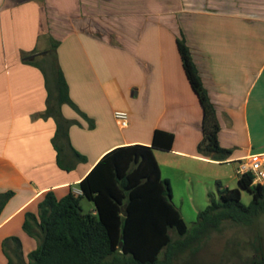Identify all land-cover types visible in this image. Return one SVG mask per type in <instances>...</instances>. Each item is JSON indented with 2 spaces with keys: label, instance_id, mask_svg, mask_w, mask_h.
<instances>
[{
  "label": "crops",
  "instance_id": "0c3cea01",
  "mask_svg": "<svg viewBox=\"0 0 264 264\" xmlns=\"http://www.w3.org/2000/svg\"><path fill=\"white\" fill-rule=\"evenodd\" d=\"M120 20L144 23L141 41L165 28L175 43L183 40L215 110L219 145L230 151L227 159L198 152L201 106L179 53H163L160 32V53L102 52L105 37L119 38L114 25ZM52 42L59 44L57 62L71 100L93 122L88 128L66 104L61 106L63 118L79 122L69 126V142L86 159L69 170L57 165L51 141L56 123L44 117L56 96L44 72ZM122 63L128 68L126 89H132L140 115L160 107L155 122L130 113V126L120 128L113 103L105 109L104 86L114 89L111 77L118 80ZM115 126L126 131L114 134ZM155 129L174 135L171 150L153 154L182 218L175 183L181 186V201L197 215L193 181L208 204L210 193L238 180L236 170L248 155L264 153V0H0V194L13 193L0 211V264H7L2 249L7 238L16 237L23 246L25 215L37 216L46 193L57 199L69 192L81 195L79 182L104 154L120 146L150 145ZM62 160L72 162L68 149Z\"/></svg>",
  "mask_w": 264,
  "mask_h": 264
},
{
  "label": "trees",
  "instance_id": "16d2710c",
  "mask_svg": "<svg viewBox=\"0 0 264 264\" xmlns=\"http://www.w3.org/2000/svg\"><path fill=\"white\" fill-rule=\"evenodd\" d=\"M56 47L57 43L52 42L45 53L48 66L44 72L49 84L52 81L54 85L56 105H50L44 117H52L56 123L51 141L57 165L69 170L86 159L71 147L70 124L60 111L63 104L72 103L57 62ZM176 48L202 110L198 152L223 161L230 151L219 145L215 110L191 52L180 39L176 40ZM173 141L172 133L155 129L150 145L120 146L104 154L79 182L81 195L69 192L57 199L53 193H46L38 205L37 216L26 213L22 224L23 231L37 240L36 249L25 261L19 239L7 238L2 244L7 264H175L185 253L197 252L213 233L222 231L223 224L251 227L264 214V184H253L252 175L244 174L238 177V188L218 187L216 195L210 193L207 206L198 212L188 229L172 201L171 185L161 177L153 154L154 149L171 150ZM66 149L72 155L70 163L62 162ZM240 189L250 194L248 205L241 203ZM12 195L0 194V211ZM80 198L93 204L94 213H83ZM170 229L175 230L177 240L169 236ZM253 248L255 256L249 264H264V244L259 238Z\"/></svg>",
  "mask_w": 264,
  "mask_h": 264
},
{
  "label": "rangeland",
  "instance_id": "374dc122",
  "mask_svg": "<svg viewBox=\"0 0 264 264\" xmlns=\"http://www.w3.org/2000/svg\"><path fill=\"white\" fill-rule=\"evenodd\" d=\"M148 26V25H147ZM146 25L144 23H138L137 21L133 23L130 20H120L114 28L115 32L120 36L118 39L112 40V38L105 37L104 44H102L103 53H160L159 43L161 38V44L163 45V53H178L175 43V35L171 36L168 32L165 33V30L154 31L153 34L146 35L145 38H149L147 41L140 40L142 38V31ZM170 28H174V25ZM105 28V32H106ZM108 32V31H107ZM160 32V38L158 33ZM98 37V34H95ZM152 35V36H151ZM151 38V39H150ZM164 41V42H163ZM57 46L59 45L58 42ZM100 51V50H99ZM98 53H102L99 52ZM121 62V61H120ZM126 64H120V74L118 80L116 77H111L114 82V89L112 91V85H105V90L107 93H104L103 100L105 104V109L110 108V103L112 104L111 113L113 111H123L128 115V124L130 126L131 120L129 118L130 113L132 115L142 117L140 104L134 102V97L131 95L132 89H126L128 85V68ZM49 74L51 71L49 70ZM52 78V75H51ZM50 78V79H51ZM117 83V84H116ZM52 84V81H51ZM119 84V86H118ZM70 97V96H69ZM56 96H52L51 106L56 105ZM71 100V98H70ZM72 105L66 104L67 109L75 112L79 119L83 120L86 123L88 128L93 126V122L88 119V117L79 110V107L71 100ZM137 107H136V106ZM143 107V106H142ZM155 108V107H154ZM160 107H157L156 110H149L146 117H142V120H147V122H154L160 117ZM114 115V113H113ZM149 115V116H148ZM151 118V119H150ZM150 119V120H149ZM68 123L75 124L79 126V122L66 119ZM114 127V126H113ZM117 127V128H116ZM118 126H115V132H117ZM126 130H119L118 134L121 136ZM237 165V164H236ZM163 175H165L163 173ZM227 188L233 189L238 188L237 181L233 179L227 183ZM214 188V187H213ZM198 187H196L195 181H193V186L190 188V194L193 197L192 206L196 208L197 211H202L206 206V201H201V195L199 194ZM175 191V204L177 206H182L181 212L183 219L188 227L191 229L194 222L196 221L197 215L191 213L188 209L187 202L181 201L180 197L183 195L181 186L178 183L174 185ZM214 191V190H212ZM240 201L243 205H248L251 201V196L245 190L240 189ZM184 198V196H182ZM182 203H181V202ZM202 202V203H201ZM80 207L83 213H90L93 209V204L86 200L85 198H80L79 200ZM181 204V205H180ZM23 230V229H22ZM169 236L172 240H177L178 236L176 235L175 230H169ZM260 239L262 244H264V214H262L251 227H245L241 225H236L232 223L223 224V229L221 232L213 233L201 246L200 249L195 253L187 252L184 255L180 256L175 264H249V262L254 258L255 251L253 248V243ZM23 241V254L25 260L28 261V255L36 249L37 240L31 238L24 234L22 236Z\"/></svg>",
  "mask_w": 264,
  "mask_h": 264
},
{
  "label": "built area",
  "instance_id": "2783aa9c",
  "mask_svg": "<svg viewBox=\"0 0 264 264\" xmlns=\"http://www.w3.org/2000/svg\"><path fill=\"white\" fill-rule=\"evenodd\" d=\"M114 118L120 128L128 126V115L123 111H115ZM251 174L253 184H264V153H252L241 162L236 170L238 177Z\"/></svg>",
  "mask_w": 264,
  "mask_h": 264
},
{
  "label": "water",
  "instance_id": "95a60500",
  "mask_svg": "<svg viewBox=\"0 0 264 264\" xmlns=\"http://www.w3.org/2000/svg\"><path fill=\"white\" fill-rule=\"evenodd\" d=\"M34 56H35V55H32V56H30V58H33ZM121 245H122V244L120 243V245H119V246L121 247Z\"/></svg>",
  "mask_w": 264,
  "mask_h": 264
}]
</instances>
